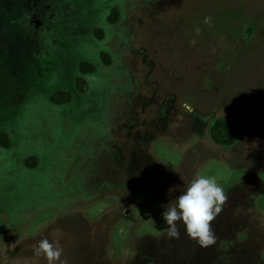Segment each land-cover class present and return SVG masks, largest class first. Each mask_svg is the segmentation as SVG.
Segmentation results:
<instances>
[{"label": "rangeland", "instance_id": "obj_1", "mask_svg": "<svg viewBox=\"0 0 264 264\" xmlns=\"http://www.w3.org/2000/svg\"><path fill=\"white\" fill-rule=\"evenodd\" d=\"M33 3L56 15L36 36L19 24ZM0 123V264H47L45 238L64 264H264V0H0ZM198 174L247 233L220 211L211 246L163 234Z\"/></svg>", "mask_w": 264, "mask_h": 264}, {"label": "clouds", "instance_id": "obj_2", "mask_svg": "<svg viewBox=\"0 0 264 264\" xmlns=\"http://www.w3.org/2000/svg\"><path fill=\"white\" fill-rule=\"evenodd\" d=\"M168 191L171 193L173 189ZM225 200V190L214 178L198 174L178 196L162 206L164 228L161 231L169 239H178L177 224L180 223L189 239L202 248L211 246L216 243L211 225ZM62 253V247L59 244L54 246L47 238L38 241L34 249V255L42 256L47 264H64Z\"/></svg>", "mask_w": 264, "mask_h": 264}, {"label": "trees", "instance_id": "obj_3", "mask_svg": "<svg viewBox=\"0 0 264 264\" xmlns=\"http://www.w3.org/2000/svg\"><path fill=\"white\" fill-rule=\"evenodd\" d=\"M117 18L116 12L114 11L110 17L108 18V21L113 24L115 23ZM97 37L101 39L102 34L101 32L98 33ZM102 62L108 66L110 64V60L107 55L101 56ZM78 70L81 75H89L92 74L94 71V67L89 64L82 63L79 65ZM76 88L77 91L81 94H84L87 91L86 83L82 79H78L76 82ZM72 99V94L68 91H59L56 92L52 98L51 101L55 105H65L68 104ZM7 124H2L1 127L7 129ZM210 137L212 141L220 145L222 147L229 148L231 147L237 140V136L235 131L231 128V126L223 121V120H217L213 124V126L210 129ZM0 146L4 148H8V136L7 134H0ZM34 162V160H32ZM28 165V164H27Z\"/></svg>", "mask_w": 264, "mask_h": 264}, {"label": "flooded vegetation", "instance_id": "obj_4", "mask_svg": "<svg viewBox=\"0 0 264 264\" xmlns=\"http://www.w3.org/2000/svg\"><path fill=\"white\" fill-rule=\"evenodd\" d=\"M43 1H45V0H43ZM55 19H56V15L54 13L52 5H48V4L37 5L36 3H33L27 17L21 19L19 24L24 25V23H25V25H27L30 28V31H32L33 35L36 36L40 30L48 29V27L46 26V22L52 21ZM5 132H6L5 128L1 127V123H0V134H6ZM218 146H220V145H218ZM220 147H222V146H220ZM0 149L5 150L6 148L0 146ZM258 183H261V185H264V182H258ZM226 192H227V189H226ZM231 199L230 200L226 199L224 204L221 206V212L223 213L222 215H225L227 219H229L227 216L239 215V217H236V218L238 220H241V221H238L237 228L241 232L247 233V228L250 226V224L247 222V218H246L247 214H245V213L243 214V212H241V210H239L238 212H236V214H234V211L236 209L233 210V206H232L233 204H232ZM226 202H228V203H226ZM251 204H252V202H251ZM251 229H253V228H251ZM238 241H239L240 245H243L241 243V240L238 239ZM228 245H230V243H228Z\"/></svg>", "mask_w": 264, "mask_h": 264}]
</instances>
